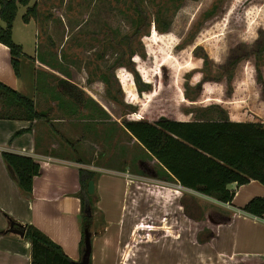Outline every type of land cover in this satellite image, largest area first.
Wrapping results in <instances>:
<instances>
[{
    "label": "rangeland",
    "instance_id": "374dc122",
    "mask_svg": "<svg viewBox=\"0 0 264 264\" xmlns=\"http://www.w3.org/2000/svg\"><path fill=\"white\" fill-rule=\"evenodd\" d=\"M35 2L38 17L28 22L22 19L27 6H18L12 38L35 65L22 71L30 75L36 109L47 116L36 122L46 135L40 151L71 157L97 179L110 174L137 181L136 190L146 193L158 191L152 184L161 185V169L124 131V117L185 111L194 118L264 120V0H31L29 6ZM61 80H69L80 101L62 93L67 84ZM188 96L199 103H187ZM112 189L114 195L123 191L117 183ZM180 190L183 195L171 193L168 200L174 239L180 245L185 238L187 246L204 241L192 253L208 256L218 242L209 239L212 223L230 212L213 197ZM93 194L97 203L98 189ZM165 204L159 202L161 209ZM101 216L97 211L92 231H103Z\"/></svg>",
    "mask_w": 264,
    "mask_h": 264
},
{
    "label": "crops",
    "instance_id": "0c3cea01",
    "mask_svg": "<svg viewBox=\"0 0 264 264\" xmlns=\"http://www.w3.org/2000/svg\"><path fill=\"white\" fill-rule=\"evenodd\" d=\"M24 59L21 56L20 75L17 76L11 63L10 50L0 42V81L24 95L33 97L36 105L37 99L30 95L31 82L29 83L27 79L30 75L26 74V77H23L25 73L22 71L23 65L30 67L35 65ZM64 81L61 80V83H65ZM231 84L232 78L226 82L229 90ZM66 88L69 89L68 85ZM62 93L73 100L80 101L82 98L76 89L74 96L66 90ZM187 100L191 105L199 103L193 96H188ZM2 109L3 104L0 103V111ZM46 117L45 115L43 118ZM160 117L183 121L228 118L264 122L224 114L213 118H194L185 111L181 116L163 114L154 119L144 117L129 119L153 122ZM39 120L31 123L26 119L0 118V264L31 263L30 242L24 235L11 231V228H15V222L24 226L35 225L58 243L73 260L81 259V200L77 167L82 164L68 156L61 157L62 155H52L46 150L40 151L46 135L41 134V128H36V122ZM17 130L23 131L12 138ZM58 147L62 148L60 143ZM3 150L32 156L40 164V173L33 178V190L30 195L25 194L18 186L16 178L3 159ZM116 177L119 176L102 174L95 181V190L98 189L100 196L97 199L94 217L99 211L105 226L100 233L91 230L93 246L91 264H237L240 261L245 263L249 259H264V217L241 210V207L254 196H264V185L259 181L251 180L239 186L235 182L229 184V188L235 192L232 201L217 204L226 206L222 208L229 210L230 216L219 217L220 220L212 223L213 236L218 241L214 245L215 252L212 250V254L198 259L197 253L192 252L201 251L202 245L206 243L189 242L187 246L184 238L180 245L177 244L174 239L175 226L168 223L173 218V212L169 211L170 194L183 195L180 189L188 188L155 175L159 179L156 182L161 185L152 184V187L157 186L158 191L155 188L154 191L147 189L148 192L145 193L136 190L135 185L139 187L140 184L137 181ZM115 183L123 187L121 194H113L112 186ZM160 201L167 203L163 209L159 205ZM179 209L187 217L185 207L182 205ZM139 216L141 217L138 218ZM141 221L148 223L140 224ZM229 230L230 234L227 235Z\"/></svg>",
    "mask_w": 264,
    "mask_h": 264
},
{
    "label": "trees",
    "instance_id": "16d2710c",
    "mask_svg": "<svg viewBox=\"0 0 264 264\" xmlns=\"http://www.w3.org/2000/svg\"><path fill=\"white\" fill-rule=\"evenodd\" d=\"M31 0H0V42L11 54V63L17 76L20 75L21 45L12 38L13 20L19 5L27 6L22 15L24 22L38 17V3L29 6ZM141 22L135 28L140 29ZM139 83V77L136 75ZM68 85V93L74 96ZM0 103L3 109L0 118L26 119L31 123L45 114L35 107L33 97L24 95L0 81ZM122 127L155 158L160 166V176L179 183L216 200L229 203L235 192L229 184L238 186L257 180L264 185V122L248 120L191 119L187 121L160 117L155 121L122 119ZM28 129V128H27ZM23 130H17L14 138ZM11 138V139H12ZM3 159L17 180L20 189L27 195L33 190V178L40 173V164L29 155L2 151ZM79 171L81 212L80 251L84 249L85 229L91 231L96 211L95 194L87 192L88 181L97 180L98 174L81 167ZM241 210L264 217V196H254ZM19 228V223H14ZM24 238L31 245L30 264H75L63 248L45 232L33 224L24 227ZM213 235L209 239H211ZM92 239V233H91ZM91 264V257H90Z\"/></svg>",
    "mask_w": 264,
    "mask_h": 264
},
{
    "label": "water",
    "instance_id": "95a60500",
    "mask_svg": "<svg viewBox=\"0 0 264 264\" xmlns=\"http://www.w3.org/2000/svg\"><path fill=\"white\" fill-rule=\"evenodd\" d=\"M95 191V180L90 179L88 181V186H87V192L88 193H93ZM24 225L19 224V228H11L12 232L18 233L19 235L23 236L24 235ZM91 252H92V240H91V231L85 229V234H84V249L81 255V259L79 261H76L75 264H90V257H91Z\"/></svg>",
    "mask_w": 264,
    "mask_h": 264
},
{
    "label": "flooded vegetation",
    "instance_id": "af4514ba",
    "mask_svg": "<svg viewBox=\"0 0 264 264\" xmlns=\"http://www.w3.org/2000/svg\"><path fill=\"white\" fill-rule=\"evenodd\" d=\"M94 217V216H93Z\"/></svg>",
    "mask_w": 264,
    "mask_h": 264
}]
</instances>
